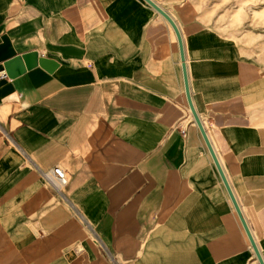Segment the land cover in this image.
<instances>
[{
  "label": "crops",
  "instance_id": "1",
  "mask_svg": "<svg viewBox=\"0 0 264 264\" xmlns=\"http://www.w3.org/2000/svg\"><path fill=\"white\" fill-rule=\"evenodd\" d=\"M150 1L241 215L152 4L0 0V46L56 65L0 62V264H260L243 220L264 259V66Z\"/></svg>",
  "mask_w": 264,
  "mask_h": 264
},
{
  "label": "rangeland",
  "instance_id": "2",
  "mask_svg": "<svg viewBox=\"0 0 264 264\" xmlns=\"http://www.w3.org/2000/svg\"><path fill=\"white\" fill-rule=\"evenodd\" d=\"M188 1L196 5L202 24L231 29L238 36L232 41L237 53L264 66V0Z\"/></svg>",
  "mask_w": 264,
  "mask_h": 264
},
{
  "label": "water",
  "instance_id": "3",
  "mask_svg": "<svg viewBox=\"0 0 264 264\" xmlns=\"http://www.w3.org/2000/svg\"><path fill=\"white\" fill-rule=\"evenodd\" d=\"M147 1L150 4H152L169 21V23L172 25V27L174 28V30L177 34L179 44H180L182 61H183V69H184V74H185V83H186L187 95H188V100H189V104H190L194 119H195L197 125L199 126V128L203 134V137H204V139H205V141H206V143H207V145H208V147H209V149H210V151H211V153L215 159L217 168H218V170H219V172L223 178L225 185L227 186V188L229 190V193H230L232 200H233V202L237 208V211L241 215L240 208H239V206L235 200V197H234L232 190L228 184V181L225 177V174H224V172H223V170L219 164V161H218L216 154L213 150V147L209 141V138L207 136V133L205 131L203 123H202L199 115L197 114V112L193 106L192 100H191L189 86H188L187 72H186L184 45H183V40H182V36L180 34V31H179L175 21L164 10L160 9L158 6H156L150 0H147ZM3 61L5 62L4 66H5L6 73L11 78H15V77L25 73L27 70H31L32 68L36 67L37 65H41L50 71H52L56 68V65L53 63V61H49L46 59H39L37 53L27 54V55H24L22 57H15V52L11 48L10 41L7 38L4 39L3 45L0 46V62H3ZM243 223H244L245 229L247 230V233L251 239L252 245L254 247V250L256 252V256H257L260 264H264V259L261 255L257 245L255 244V242L252 238V235H251V233H250V231H249L244 220H243Z\"/></svg>",
  "mask_w": 264,
  "mask_h": 264
},
{
  "label": "built area",
  "instance_id": "4",
  "mask_svg": "<svg viewBox=\"0 0 264 264\" xmlns=\"http://www.w3.org/2000/svg\"><path fill=\"white\" fill-rule=\"evenodd\" d=\"M183 136H186V132L183 131ZM44 178L54 188H60L67 184L68 177L64 169L60 166L55 167L50 173H45Z\"/></svg>",
  "mask_w": 264,
  "mask_h": 264
},
{
  "label": "bare ground",
  "instance_id": "5",
  "mask_svg": "<svg viewBox=\"0 0 264 264\" xmlns=\"http://www.w3.org/2000/svg\"><path fill=\"white\" fill-rule=\"evenodd\" d=\"M185 38V37H184Z\"/></svg>",
  "mask_w": 264,
  "mask_h": 264
}]
</instances>
